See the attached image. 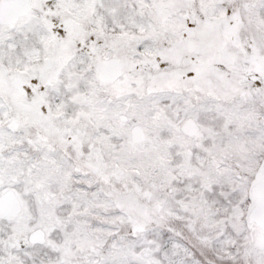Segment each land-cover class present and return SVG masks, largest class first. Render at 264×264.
<instances>
[{"label": "snow or ice", "instance_id": "1", "mask_svg": "<svg viewBox=\"0 0 264 264\" xmlns=\"http://www.w3.org/2000/svg\"><path fill=\"white\" fill-rule=\"evenodd\" d=\"M0 264H264V0H0Z\"/></svg>", "mask_w": 264, "mask_h": 264}]
</instances>
